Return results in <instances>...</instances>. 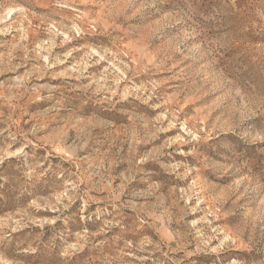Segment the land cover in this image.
Returning a JSON list of instances; mask_svg holds the SVG:
<instances>
[{
  "label": "rangeland",
  "instance_id": "rangeland-1",
  "mask_svg": "<svg viewBox=\"0 0 264 264\" xmlns=\"http://www.w3.org/2000/svg\"><path fill=\"white\" fill-rule=\"evenodd\" d=\"M0 264H264V0H0Z\"/></svg>",
  "mask_w": 264,
  "mask_h": 264
}]
</instances>
